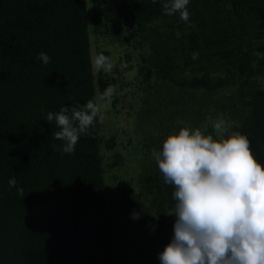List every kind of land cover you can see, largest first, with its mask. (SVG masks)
Segmentation results:
<instances>
[{"label": "trees", "instance_id": "obj_1", "mask_svg": "<svg viewBox=\"0 0 264 264\" xmlns=\"http://www.w3.org/2000/svg\"><path fill=\"white\" fill-rule=\"evenodd\" d=\"M162 5L163 0H129L128 13L136 28L140 18L185 27L176 45L186 65L229 61L234 43L249 36L264 40V0H230L229 8L223 0H191L188 22L178 13L166 15ZM91 16L98 28L97 0ZM41 52L50 57L47 65L38 58ZM193 53L199 54L195 60ZM247 70L242 61L238 71ZM228 74L213 80L203 73L175 83L213 91L227 83ZM89 100L94 88L85 1L0 0V264H125L112 259L114 233L107 223L92 231L100 254L71 253L86 209L104 202L98 121L68 154L62 152L64 141L54 137L60 128L46 115ZM244 103L246 137L264 167V89ZM13 178L17 183L9 187ZM174 191L159 168L140 175L139 193L157 200L159 218L148 240L134 248L149 264H161L160 253L174 236Z\"/></svg>", "mask_w": 264, "mask_h": 264}, {"label": "rangeland", "instance_id": "obj_2", "mask_svg": "<svg viewBox=\"0 0 264 264\" xmlns=\"http://www.w3.org/2000/svg\"><path fill=\"white\" fill-rule=\"evenodd\" d=\"M84 1L94 101L100 108L98 148L104 202L86 209L71 253L100 254L92 231L107 223L114 233V261L149 264L134 248L148 240L159 221L157 200L139 193L140 175L158 168L153 149L161 150L166 137L183 127L215 139L218 134L213 125L221 118L225 135L239 132L246 136L249 130L243 121L248 106L244 102L257 89H264V40L249 36L234 43L235 55L229 61L186 65L176 45L185 27L140 18L136 28L128 13L129 0H97L101 13L97 28L91 16L92 0ZM223 4L229 8L230 0ZM101 54L113 63L111 72L93 68L92 61ZM242 61L249 65L244 73L238 71ZM203 73L213 80L226 74L230 78L213 91L175 83ZM108 87L114 88L110 101L99 100ZM134 212L138 219L132 218Z\"/></svg>", "mask_w": 264, "mask_h": 264}, {"label": "clouds", "instance_id": "obj_3", "mask_svg": "<svg viewBox=\"0 0 264 264\" xmlns=\"http://www.w3.org/2000/svg\"><path fill=\"white\" fill-rule=\"evenodd\" d=\"M188 4L189 0H163L162 6L166 15L178 13L188 22ZM198 55L193 53L192 59ZM38 58L50 63L46 53ZM92 66L105 72L114 67L102 54ZM113 93L114 88L108 87L98 99L110 101ZM99 111L98 104L89 100L79 108L68 105L47 113L46 120L60 128L54 137L64 141L63 153L74 152ZM213 127L215 139L183 127L166 137L161 150L152 151L164 183L175 188L174 236L160 253L161 264H264V167L254 158L245 135H225L223 118ZM16 183L10 179L9 187ZM17 191L25 195L23 189ZM132 218L139 214L134 212Z\"/></svg>", "mask_w": 264, "mask_h": 264}]
</instances>
